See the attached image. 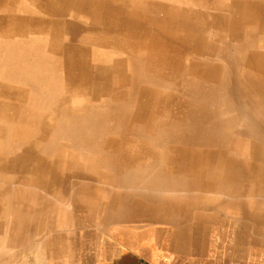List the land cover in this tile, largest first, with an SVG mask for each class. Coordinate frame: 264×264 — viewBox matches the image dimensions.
<instances>
[{
  "label": "rangeland",
  "instance_id": "374dc122",
  "mask_svg": "<svg viewBox=\"0 0 264 264\" xmlns=\"http://www.w3.org/2000/svg\"><path fill=\"white\" fill-rule=\"evenodd\" d=\"M66 1L0 0V264H132L119 260L130 252L169 257L185 252L188 243L196 245L192 249L228 244L236 255L264 264V142L257 140L256 131L243 130L247 124L264 130V122L253 123L251 113L260 101L239 87L241 77L253 69L245 59L250 53L261 55L264 79V0ZM237 2L243 20L250 22L238 33L230 26ZM213 66L216 80L215 73L207 72ZM255 87V97L262 101V88ZM210 89L214 93L206 99ZM204 99L217 106L216 126L238 117L226 134L246 147V153L239 147L233 154L236 159L243 154L249 171L207 188L201 186L210 183L206 170L216 168L210 160L203 166L191 163L200 176L186 174L179 183L202 180L197 188L151 186V181H165L158 173L172 170L167 157L175 142L187 141L199 130L194 111ZM206 147L215 153L219 145ZM219 155L230 159L225 146ZM134 172L147 176L136 178ZM161 191L189 206L160 220L161 214H149L131 202ZM200 199L212 202L192 203ZM183 230L187 239H171V233Z\"/></svg>",
  "mask_w": 264,
  "mask_h": 264
},
{
  "label": "bare ground",
  "instance_id": "6f19581e",
  "mask_svg": "<svg viewBox=\"0 0 264 264\" xmlns=\"http://www.w3.org/2000/svg\"><path fill=\"white\" fill-rule=\"evenodd\" d=\"M6 1V0H5ZM48 1V0H47ZM65 1V0H64ZM68 1V0H67ZM66 1V2H67ZM71 1V0H70ZM93 2V0H90V2ZM14 2V1H13ZM12 2V4H13V6H11V7H14V3ZM73 2H74V0H73ZM89 2V3H90ZM4 3V2H3ZM88 3V2H87ZM65 4V3H64ZM85 4V3H84ZM69 5H71V4H69ZM89 5V4H88ZM87 5V6H88ZM234 5V10H235V13H240V17H236L235 16V13H234V15H231V21H230V26H232V29H233V31H237V33L244 27V26H246V25H248V23H250V22H245L244 20H243V18H242V13H241V11H242V6H241V4H240V2H237V3H234L233 4ZM254 5V4H253ZM261 5V4H260ZM47 6V5H46ZM72 6V5H71ZM4 7V6H3ZM257 7V6H256ZM41 9V8H40ZM249 9H250V11H252L253 12V7H252V5H250L249 6ZM11 10H13L12 8H11ZM259 10V9H258ZM260 11L262 12V13H264V10L263 9H261L260 8ZM261 13V14H262ZM256 15L257 16H259L260 14H259V12L257 13L256 12ZM261 16V15H260ZM46 20V19H45ZM106 22V21H105ZM257 22V21H256ZM259 23V22H258ZM254 26V25H253ZM20 28V27H19ZM264 28V27H263ZM116 30V29H115ZM121 30V29H120ZM19 31V30H18ZM15 32V31H14ZM17 32V31H16ZM263 32V31H262ZM244 33H245V36H246V38L249 40V33L247 34V30L246 31H244ZM251 33V32H250ZM254 33V32H253ZM257 33V32H256ZM16 34V33H15ZM255 36H257V35H255ZM14 37V36H13ZM8 38V37H7ZM246 38H245V40H244V44H245V42H246ZM88 39V38H87ZM91 39V38H90ZM160 39V38H159ZM257 39V38H256ZM255 39V40H256ZM40 40H41V38H40ZM201 40V39H200ZM253 40V39H252ZM57 41H58V39H57ZM250 41V40H249ZM254 41V40H253ZM39 42V41H38ZM77 42V41H76ZM233 42H235V41H233ZM87 43V42H86ZM251 43V42H250ZM249 43V44H250ZM249 44H248V46H249ZM252 44H254V43H251L250 45H252ZM242 45V44H241ZM255 45V44H254ZM263 45V44H262ZM39 46V45H38ZM57 46V45H56ZM56 46H54L55 48V51L58 49V47H56ZM264 46V45H263ZM40 47V49H41V46H39ZM60 47V46H59ZM203 47H204V45H203ZM242 47H244V48H246L245 47V45L244 46H242ZM57 48V49H56ZM60 49V48H59ZM43 50V49H42ZM58 51V50H57ZM31 52V51H30ZM41 52V51H40ZM63 52H65V51H63ZM81 52V51H80ZM32 54V53H31ZM30 53H29V56L31 55ZM38 54H39V51H38ZM60 54H61V52H60ZM67 54V53H66ZM78 54H79V52H78ZM129 54V53H128ZM33 55V54H32ZM75 55V54H74ZM77 55V54H76ZM82 56V55H81ZM66 57V56H65ZM74 57V56H73ZM85 58H86V56H84ZM114 57V56H113ZM125 57V56H124ZM32 58V57H31ZM35 58H37V57H35ZM35 58H34V60H35ZM175 58V57H174ZM38 59V61H40L39 60V58H37ZM66 59V58H65ZM68 59V58H67ZM66 59V60H67ZM80 59V58H79ZM176 59V58H175ZM245 59L247 60V62H248V65L250 66V67H252L253 69H251L249 72H247V73H245L244 74V76L243 77H241L242 78V80H241V83H240V85H239V87H240V91L242 92V93H244L245 94V96H250V97H252V98H254V99H257L258 101H260V102H258V104L260 105L259 106V108H258V110H254V111H252V118H253V120L252 121H254L253 123H257L258 121H259V123L261 124V122H264V99L261 101V100H259V97H255V94H254V92H255V90H256V87L255 86H260L261 88H262V94L264 93V79H263V77L261 76V74L259 73V67L262 65V63H261V61H262V58H261V55L260 54H258V53H250L249 55H247L246 57H245ZM81 61H83L82 59H80ZM140 60V59H139ZM138 60V61H139ZM33 61V60H32ZM76 61H77V59H76ZM122 61V60H121ZM129 61H131V60H129ZM29 62V61H28ZM34 62V61H33ZM32 62V63H33ZM41 62V61H40ZM73 62H74V60H73ZM72 62V65L74 64ZM123 62V61H122ZM141 62V61H140ZM236 62V61H235ZM250 62V63H249ZM35 63H38L37 62V60H36V62ZM42 63V62H41ZM44 63L45 62H43V65H44ZM67 63H68V61H67ZM82 63V62H81ZM126 63V62H125ZM132 63H134V62H132ZM243 63V62H242ZM252 63V64H251ZM26 64H27V62H26ZM29 64H30V62H29ZM56 64V63H55ZM83 64V63H82ZM87 64V63H86ZM123 64V63H122ZM33 65V64H32ZM41 65V64H40ZM68 65H69V63H68ZM81 65V64H80ZM136 65V64H135ZM29 65H27V66H25V67H28ZM101 66V65H100ZM126 66V65H125ZM24 67V68H25ZM30 67V66H29ZM41 67V66H40ZM45 67H46V65H45ZM10 68V67H9ZM75 68V67H74ZM80 68H83V67H79V69ZM101 68V67H100ZM99 68V69H100ZM122 68V67H121ZM136 67H134V69H135ZM206 68V67H205ZM205 68H204V70H205ZM212 69H210V70H207V72H212V73H215V74H213L212 76L213 77H215V80L218 78V74H217V69L213 66V67H211ZM249 68V67H248ZM32 70H33V68H31ZM37 69V68H36ZM42 69H44V68H42ZM47 69V68H46ZM85 69V68H84ZM84 69H83V71H84ZM87 69V68H86ZM123 69V68H122ZM35 70V69H34ZM41 70V69H40ZM75 70V69H74ZM219 70V69H218ZM0 71H1V69H0ZM46 71V70H45ZM71 71V70H70ZM82 71V70H81ZM139 71H140V69H139ZM4 72V71H3ZM19 73L21 72V71H18ZM41 72V71H40ZM136 72V71H135ZM134 72V73H135ZM19 73H16V74H19ZM32 73V72H31ZM30 73V74H31ZM13 74V73H12ZM25 74H26V72H25ZM34 74H35V71H34ZM44 74H46V73H44ZM48 74V73H47ZM72 76H74V74L75 73H73L72 72ZM136 74V73H135ZM40 75V74H39ZM38 75V76H39ZM81 75V74H80ZM99 75H100V73H99ZM29 76V75H28ZM71 76V78H75V76L74 77H72ZM84 76V75H83ZM101 76V75H100ZM252 76H254L255 78H253ZM50 77V76H49ZM52 77V76H51ZM136 77V76H135ZM134 77V78H135ZM153 77V76H152ZM28 78V77H27ZM31 78V77H30ZM32 78H33V76H32ZM82 78H85V77H81V79ZM98 78V77H97ZM210 78V77H209ZM45 79V78H44ZM53 79V78H52ZM69 79V78H68ZM77 80H79L78 78H76ZM112 79V78H111ZM208 79V78H207ZM240 79V78H239ZM35 80H37V79H35ZM130 80V79H129ZM133 80V79H132ZM12 81H14L15 82V80H12ZM80 81V80H79ZM218 81V80H217ZM5 82V81H4ZM41 82V81H40ZM82 82H83V80H82ZM131 82V81H130ZM133 82V81H132ZM68 83V82H67ZM94 83V82H93ZM97 83H98V81H97ZM5 84H8V83H6L5 82ZM16 84V83H15ZM14 84V85H15ZM19 84H21V83H19ZM47 84V83H46ZM80 84V83H79ZM83 84V83H82ZM136 84H138V82L136 83ZM9 85V84H8ZM24 85V84H23ZM26 85V84H25ZM95 85V84H94ZM107 85V84H106ZM218 85V84H217ZM220 85V84H219ZM20 86V85H19ZM79 86V85H78ZM98 86V85H97ZM211 86V85H210ZM214 86H216V85H214ZM7 87V86H6ZM13 86H11V88H12ZM18 87V86H17ZM28 87V86H27ZM74 87V86H73ZM260 87H257V91H259L260 90ZM10 88V89H11ZM15 88V87H14ZM26 88V87H25ZM96 88H98V87H96ZM236 88V87H235ZM24 89V88H23ZM107 89V88H106ZM125 89H127V87L125 88ZM234 89V88H233ZM15 90V89H14ZM73 90V88L71 89V91ZM132 90H133V88H132ZM217 90V89H216ZM91 91V90H90ZM160 91V90H159ZM158 91V92H159ZM210 93H205L204 94V96L206 97V99H207V95L209 94V95H211V93H214V90L212 89H210ZM239 91V92H240ZM15 92H17V91H15ZM24 92V91H23ZM26 92V91H25ZM38 92V91H37ZM102 92V91H101ZM124 92H125V90H124ZM154 92H155V90H154ZM21 93V92H20ZM157 93V92H156ZM22 94V93H21ZM107 94H108V92H107ZM159 94V93H158ZM8 95V94H7ZM18 95H20V94H18ZM23 96H25L24 94H22ZM27 95V94H26ZM156 95V94H155ZM21 96V95H20ZM104 96V95H103ZM129 96H130V94H129ZM242 96V95H241ZM18 97V96H17ZM22 97V96H21ZM262 97V96H261ZM260 97V98H261ZM111 98V97H110ZM128 98V97H127ZM215 98V97H214ZM240 98V97H239ZM244 98V97H243ZM25 99V98H24ZM100 99V98H99ZM116 99H117V97H116ZM129 99V98H128ZM127 99V100H128ZM187 99V98H186ZM247 99V98H246ZM245 99V100H246ZM1 100V99H0ZM3 100V99H2ZM1 100V101H2ZM90 100V99H89ZM102 100H104V99H102ZM133 100V99H132ZM1 101H0V103H1ZM7 101H8V99H7ZM71 101V100H70ZM84 101V100H83ZM99 101V100H98ZM97 101V102H98ZM109 101H112V100H109ZM131 101V100H130ZM134 101V100H133ZM188 101V100H187ZM201 101V100H200ZM205 99H204V101H201V102H198L196 105V108H195V111H194V113H195V120H196V123L198 124V125H200V128H199V130H197L196 131V129L195 130H193V129H190V130H193V133H192V135H191V137H190V139L189 140H187V141H183V140H181V142L182 143H177V142H175V145L174 146H172L171 148H172V152H173V154H172V156H170L169 157V155H168V157H167V160H168V162H169V164H167V165H170V167L172 168V170H166V172L164 173L163 172V174L162 173H158V175L160 174V175H163V176H159L161 179H165V181H163L162 180V183H158L157 181H151V186H157V187H159V188H162L163 190L164 189H168L169 190V188H171V189H174L175 191H178V190H180L181 188H186V189H190V190H192L193 188H197L198 187V184L202 181H200L199 183H198V181L197 180H199V179H197L196 181H191L190 183H186V182H184L183 184H179L180 183V181L181 180H185L186 179V177H184V176H186V174H188V175H190V177L192 178L193 177V179H196V177L198 176H200V174L199 175H197V170H196V167L195 166H190V164L191 163H199L200 164V166H203V165H205V164H207L208 163V161H210V160H214V164L212 165V166H210V167H216V168H213V169H207L206 170V173H205V175L210 179V183H204V182H202L201 183V186H204V187H207L208 188V186H215V185H218L217 183H216V181H223V183H227L228 184V182L229 181H232L233 180V174L234 173H242V174H245L247 171H249V166L248 165H246L245 164V162H243V154H241V157L240 158H235V156H234V154L233 153H235V152H237L240 148L239 147H241V149L246 153V147L245 146H237L236 144H238L239 143V140H235L234 141V143H232L231 142V139H228V135L226 134V131H229L230 129L232 130V128H234V125H235V121H236V119L238 118V117H235V121L233 120V119H230V117H229V120H225L224 122H222L223 124H220L219 126H216V119L218 118H216L215 119V115L217 114V106L215 107V106H213V105H211L212 103H210L209 101V103H205ZM12 102V101H11ZM22 102V101H21ZM24 102V101H23ZM87 103H88V101H86ZM120 102H122V101H120ZM125 102V101H124ZM212 102H213V100H212ZM252 102V101H251ZM250 102V103H251ZM19 103V102H18ZM83 103V102H82ZM93 103V102H92ZM107 103H108V101H107ZM86 104V103H85ZM96 104V103H95ZM123 104V103H122ZM134 104V103H133ZM185 104V103H184ZM230 104V103H229ZM242 104H243V102H242ZM253 104V103H252ZM252 104H251V106H252ZM5 105V104H4ZM91 105V104H90ZM117 105V104H116ZM81 106V105H80ZM85 105H83V107H84ZM92 106V105H91ZM94 106V105H93ZM254 106V105H253ZM61 107V106H60ZM70 107H71V105H70ZM82 107V108H83ZM118 107V106H117ZM120 107V106H119ZM186 107H188V106H186ZM249 107V106H248ZM0 108H2V107H0ZM6 108V107H5ZM29 108H34L33 106L31 107H29ZM88 108V107H87ZM189 108V110H190V108L191 107H188ZM81 109V108H80ZM93 109V108H92ZM107 109V108H106ZM126 109V108H125ZM220 109V108H219ZM39 110V109H38ZM37 110V111H38ZM83 110H84V108H83ZM82 110V111H83ZM100 110H101V108H100ZM132 110V109H131ZM250 110V109H249ZM4 111V110H3ZM8 111V110H7ZM40 111H42V110H40ZM53 111V110H52ZM96 111H99V110H96ZM133 111V110H132ZM131 111V112H132ZM149 111V110H148ZM184 111H186V108H185V110ZM5 112H6V110H5ZM34 112V111H33ZM62 112V111H61ZM84 112V111H83ZM82 112V113H83ZM236 112V111H235ZM234 112V113H235ZM8 113H10V112H8ZM8 113H6L7 114V116L9 115ZM37 113V112H36ZM67 113V112H66ZM96 113V112H95ZM105 113V112H104ZM182 113V112H181ZM184 113V112H183ZM186 113V112H185ZM228 113V112H227ZM233 113V112H232ZM246 113V112H245ZM29 114V113H28ZM94 114V113H93ZM92 114V115H93ZM33 115H34V113H33ZM33 115H32V117L31 118H33ZM88 115V114H87ZM104 115H106V114H104ZM188 115H191V116H193L194 114H192L190 111H189V113H188ZM28 116V115H27ZM31 116V115H30ZM90 116V115H89ZM182 116H183V114H182ZM249 116V115H248ZM9 117H10V115H9ZM48 117H50V116H48ZM93 117V116H92ZM101 117V116H100ZM250 117V116H249ZM6 118H8V117H6ZM30 118V117H29ZM128 118H130V117H128ZM228 118V117H227ZM234 118V117H233ZM40 119V118H39ZM185 119V118H184ZM250 119H251V117H250ZM131 120V119H130ZM243 120V119H242ZM241 120V121H242ZM30 121H32L31 119H30ZM52 121V120H51ZM98 121V120H97ZM133 121V120H132ZM257 121V122H256ZM26 122H28V121H26ZM64 122V121H63ZM96 122V121H95ZM99 122V121H98ZM102 122V121H101ZM101 122H99L98 124H100ZM195 122V121H194ZM239 122V121H238ZM123 123V122H122ZM138 123V122H137ZM182 123V122H181ZM241 123V122H240ZM33 124V123H32ZM51 125L53 124V123H50ZM84 124V123H83ZM131 124V123H130ZM238 124V123H237ZM90 125V124H89ZM89 125H87V126H89ZM91 125L93 126V124H92V122H91ZM102 125V124H101ZM126 125V124H125ZM182 125V124H181ZM218 125V124H217ZM74 126V125H73ZM81 126V125H80ZM79 126V127H80ZM92 126H90V127H92ZM96 126V125H95ZM95 126H94V128H95ZM129 126V125H128ZM135 126V125H134ZM148 126V125H147ZM146 126V127H147ZM195 126V125H194ZM264 126V125H263ZM78 127V128H79ZM97 127V126H96ZM153 127V126H152ZM185 127V126H184ZM193 127V126H192ZM245 127V126H244ZM78 128H76V129H78ZM88 128V127H87ZM92 129V130H95V129ZM125 128V127H124ZM123 128V129H124ZM131 128V127H130ZM180 128V127H179ZM260 128V129H259ZM85 129V128H84ZM113 129V128H112ZM149 129V128H148ZM163 130H166V129H164V128H162ZM182 129H183V127H182ZM91 130V131H92ZM97 130H98V128H97ZM126 130V129H125ZM146 130V129H145ZM225 130V131H224ZM243 130H246L245 131V133H252V132H254V131H256V138H258L257 140H259V141H263L264 142V140H262L263 139V137H260L261 135L259 134L260 133V131H262L263 129H261V127H259L258 126V124L257 125H255V126H253V127H251V125H248L247 124V128H245V129H243ZM85 131V130H84ZM180 131H181V129H180ZM264 131V130H263ZM111 132V131H110ZM120 132V131H119ZM141 132H143V131H141ZM151 132V131H150ZM63 133V132H62ZM186 133V132H185ZM244 132L243 133H241V135H244L245 134ZM42 134V133H41ZM68 134V133H67ZM66 134V135H67ZM108 134V133H107ZM144 134V133H143ZM174 134L176 135V136H178V135H180L179 133H177L176 131H174ZM59 135H60V133H59ZM83 135V134H82ZM91 135V134H90ZM102 135V134H101ZM246 135V134H245ZM113 136H115V135H113ZM133 136V135H132ZM152 136V135H151ZM64 137V136H63ZM73 137V136H72ZM81 136H79V138H80ZM99 137H101V136H99ZM106 137V136H105ZM118 137V136H117ZM136 137V136H135ZM154 137V136H153ZM260 137V138H259ZM62 138V137H61ZM60 138V139H61ZM90 138V137H89ZM92 138H93V136H92ZM147 138V137H146ZM242 139V138H241ZM47 140V139H46ZM84 140V142H85V140L86 139H83ZM233 140V139H232ZM75 141V140H74ZM82 141V140H81ZM184 142V143H183ZM24 143V142H23ZM45 143V142H44ZM89 143V142H88ZM91 143H93V142H91ZM96 143H97V141H96ZM99 143V142H98ZM123 143H124V141H123ZM45 144H47V143H45ZM155 144H157V143H155ZM56 145V144H55ZM208 145H219V148H218V151H216L215 153H213V152H211L210 150H209V147H206V146H208ZM43 146V145H42ZM123 146V145H122ZM223 146H225L226 148H228V150H229V152H230V159H229V157H226V158H222L220 155H219V153H220V151H221V149H222V147ZM24 148V147H23ZM27 148V147H26ZM99 149H100V147H98ZM133 148V147H132ZM3 149V148H2ZM43 148L41 147V150H42ZM25 150V149H24ZM27 150V149H26ZM17 151V150H16ZM23 151V150H22ZM46 151V150H45ZM121 151V150H120ZM154 151V150H153ZM152 151V152H153ZM169 151H171V150H169ZM0 152H2V151H0ZM47 152V151H46ZM46 152L44 153V154H46ZM41 153H43V152H41ZM82 153V152H81ZM111 153V152H110ZM97 154V153H96ZM122 154V153H121ZM128 154V153H127ZM159 154V153H158ZM166 154V153H165ZM3 155H4V153H3ZM17 155V154H16ZM62 155V154H61ZM84 155V154H83ZM105 155V154H104ZM7 157V156H6ZM96 157V156H95ZM107 157L108 156H106V159H107ZM109 157H111V156H109ZM108 157V158H109ZM149 157V156H148ZM158 157V156H157ZM166 157V156H165ZM17 158H18V156H17ZM92 158V157H91ZM102 158H104V157H102ZM15 159H16V157H15ZM78 159V158H77ZM105 159V160H106ZM150 158H148V160H149ZM162 159V158H161ZM166 159V158H165ZM76 160V159H75ZM92 160V159H91ZM100 160V159H99ZM102 160V159H101ZM109 160V159H108ZM153 160V159H152ZM151 160V161H152ZM154 160H157V159H155L154 158ZM72 161V160H71ZM80 161H83V158H82V160H80ZM107 161V160H106ZM113 161V160H112ZM150 161V162H151ZM15 162H16V160H15ZM89 162V161H88ZM82 163V162H81ZM80 163V164H81ZM83 163H84V161H83ZM96 163V162H95ZM3 165H4V163H2ZM24 164V163H23ZM63 164V163H62ZM78 164H79V162H78ZM91 164V163H90ZM262 164V163H261ZM3 165H2V167H3ZM25 165V164H24ZM26 165H27V163H26ZM83 165V164H82ZM259 165V164H258ZM23 166V165H22ZM41 167L43 166V165H40ZM86 166V165H85ZM18 167H19V164H18ZM38 167V166H37ZM23 168V167H22ZM29 168V166L26 168L25 167V171H28V170H26V169H28ZM44 168V167H43ZM97 168V167H96ZM107 168H109V166H107ZM107 168H105L104 170L105 171H109L110 169H107ZM127 168V167H126ZM125 168V169H126ZM199 168V167H198ZM233 168V169H232ZM38 169H40V168H38ZM98 169V168H97ZM169 169V168H168ZM222 169V170H221ZM232 169V170H231ZM42 170H44V169H42ZM66 170V169H65ZM79 170V169H78ZM89 170V169H88ZM92 170V169H91ZM95 170V169H94ZM101 170V169H100ZM131 170V169H130ZM41 171V170H40ZM64 171V170H63ZM68 171V170H67ZM74 171H76V170H74ZM125 171V170H124ZM134 171H136V170H134ZM168 171V172H167ZM57 172V171H56ZM81 172V171H80ZM79 172V173H80ZM84 172V171H83ZM133 172V171H132ZM131 172V173H132ZM25 173H27V172H25ZM41 173V172H40ZM135 173V172H134ZM39 174V173H38ZM53 174V173H52ZM66 174H67V172H66ZM145 174V173H144ZM143 174V172L141 173V172H136L135 174H134V177H136V178H140V177H142V176H147V175H144ZM257 174V173H256ZM49 175H51V174H49ZM99 175H101V174H99ZM99 175H97V176H99ZM149 175V174H148ZM157 174H153V175H149L150 176V179L151 180H157L158 178V176H156ZM39 176V175H38ZM42 176V175H41ZM54 176V175H53ZM77 176V175H76ZM102 176V175H101ZM100 176V177H101ZM59 178H60V176H58ZM65 177V176H64ZM72 177V176H71ZM109 177V176H108ZM119 177V176H118ZM189 177V176H188ZM39 178V177H38ZM50 178V177H49ZM83 178V177H82ZM92 178V177H91ZM103 178V177H102ZM113 178L114 177H112V181H113ZM117 178V177H116ZM133 178V177H132ZM132 178H130V180H132ZM36 179V178H35ZM51 179V178H50ZM50 179H48V180H50ZM88 179H89V177H88ZM123 179V178H122ZM201 179V178H200ZM30 180V179H29ZM55 180V179H54ZM70 180V179H69ZM77 180H79V178L77 179ZM76 180V181H77ZM107 180V179H106ZM264 180V179H263ZM28 181V180H27ZM34 182V181H33ZM49 182H52L51 180L49 181ZM106 182V181H105ZM109 182H111V181H109ZM108 182V183H109ZM117 182V181H116ZM126 182V181H125ZM213 182H215L214 184H212ZM76 183V182H75ZM85 183V182H84ZM113 183V182H112ZM127 183H128V181H127ZM132 183H133V181H132ZM131 183V185L128 183V185L129 186H132L133 184ZM233 183V182H232ZM49 184V183H48ZM77 184V183H76ZM125 184V183H124ZM142 184V183H141ZM260 184V183H259ZM58 185V184H57ZM66 185V184H65ZM87 185V184H86ZM123 185V184H122ZM183 185V186H182ZM63 186H64V183H63ZM68 186V185H67ZM85 186V185H84ZM124 186V185H123ZM77 187H78V185H77ZM119 187H120V185H119ZM46 188V187H45ZM62 188V187H61ZM79 188H80V186H79ZM115 188V187H114ZM84 189V187L82 188V190ZM121 189V188H120ZM131 189V188H130ZM52 190V189H51ZM80 190V189H79ZM81 190V191H82ZM85 190V189H84ZM70 191V190H69ZM111 191V190H110ZM232 191V190H231ZM230 191V192H231ZM84 192V191H83ZM113 192V191H112ZM166 192H168V191H161V193L162 194H151V195H147V197L148 198H146L145 200L143 199V200H135V199H133L131 202H133L135 205H136V202H137V204H139L141 207H144L145 209H144V212H149V214L150 213H155V214H161V215H159V217H161L160 218V220H164L165 218L167 219V218H169L171 215H170V213L171 212H174L175 213V211L176 212H178V211H183L184 210V204H186L187 205V203H185L184 201H180V199H176V196L174 197V195L173 196H168L167 195V197H165V193ZM49 193H50V191H49ZM58 193V192H57ZM111 194V193H110ZM163 194H165V195H163ZM232 194V193H231ZM230 194V195H231ZM49 195V194H48ZM51 195V194H50ZM58 195V194H57ZM114 195V194H113ZM171 195V194H170ZM229 195V194H228ZM34 196V195H33ZM32 196V197H33ZM63 196V195H62ZM181 196V195H180ZM17 197V196H16ZM51 197V196H50ZM65 196H63V198H64ZM88 197V196H87ZM182 197V196H181ZM54 198V197H53ZM56 198V197H55ZM60 198H61V196H60ZM32 199H34V198H32ZM31 199V200H32ZM56 200V199H55ZM62 200V199H61ZM66 200V199H65ZM114 200V199H113ZM33 201H35V200H33ZM206 201H209V202H212V200H210V199H200V201H195V202H193L192 201V203H203V204H205V202ZM50 202V201H49ZM67 202H69V201H67ZM67 202H65V203H67ZM115 202H116V200H115ZM28 203V202H27ZM26 203V204H27ZM114 203V202H113ZM110 204V203H109ZM259 204V203H258ZM20 205H21V203H20ZM68 205H70V204H68ZM187 206H189V205H187ZM69 208H70V206H68ZM115 207V206H114ZM25 208V207H24ZM66 208V207H65ZM76 208H78V206L76 207ZM106 208H108V207H106ZM112 208V207H111ZM201 208H203V207H201ZM18 209V208H17ZM149 209V210H148ZM258 209V208H257ZM256 209V210H257ZM33 210V209H32ZM94 210V209H93ZM212 210V209H211ZM262 210V209H261ZM264 210V209H263ZM24 211V210H23ZM72 211V210H71ZM130 211V210H129ZM17 212V211H16ZM256 212V211H255ZM14 214V213H13ZM16 214V213H15ZM67 214V213H66ZM74 214V213H73ZM115 214V213H114ZM133 213L131 212V215H132ZM136 214V213H135ZM144 214H146V213H144ZM17 215V214H16ZM143 215V214H142ZM170 215V216H169ZM32 216V215H31ZM128 216V215H127ZM133 216V215H132ZM139 217H140V214L138 215ZM156 216V215H155ZM154 216V217H155ZM169 216V217H168ZM192 216V215H191ZM113 217H114V215H113ZM22 218V217H21ZM39 218H40V214H39ZM44 219H45V216H44ZM21 220V219H20ZM26 220H27V218H26ZM26 220H24V221H26ZM39 220V219H38ZM43 220V219H42ZM130 220H131V218H130ZM154 220V219H153ZM159 220V221H160ZM170 220H172L171 218H170ZM169 220V221H170ZM10 221V220H9ZM40 221V220H39ZM20 222V221H19ZM30 222V221H29ZM122 222V221H121ZM39 223V222H38ZM72 223V222H71ZM106 223V222H105ZM109 223V222H108ZM27 224V223H26ZM40 224V223H39ZM85 224V223H84ZM104 224V223H103ZM260 224H262V225H264V222H262V223H260ZM20 225V224H19ZM44 225V224H43ZM80 225V224H79ZM34 226H35V224H34ZM81 226H83L82 224H81ZM87 226V225H86ZM22 227V226H21ZM44 227V226H43ZM23 228V227H22ZM21 228V229H22ZM35 228H36V226H35ZM34 228V229H35ZM18 230H19V228H18ZM24 230H25V228H24ZM106 231V230H105ZM30 232H31V230H30ZM22 233V232H21ZM32 233V232H31ZM106 233V232H105ZM21 235V234H20ZM77 239V238H76ZM75 239V240H76ZM171 239H174V241H176V242H180V241H184L185 239H187L186 238V234H185V231L183 230V231H174L173 233H171ZM6 240V239H5ZM76 244V243H75ZM33 245H34V243H33ZM42 248V247H41ZM168 248V247H167ZM1 249V248H0ZM37 250V249H36ZM38 250H40V249H38ZM8 251H10V250H8ZM5 254V253H4ZM41 255V254H40ZM12 258V257H11ZM153 259H154V256L152 257ZM42 260V259H41ZM152 260V259H151ZM45 261V260H44ZM39 262V261H38ZM36 263V262H35Z\"/></svg>",
  "mask_w": 264,
  "mask_h": 264
},
{
  "label": "crops",
  "instance_id": "0c3cea01",
  "mask_svg": "<svg viewBox=\"0 0 264 264\" xmlns=\"http://www.w3.org/2000/svg\"><path fill=\"white\" fill-rule=\"evenodd\" d=\"M193 245L196 246L195 244L188 243L186 246L189 248H186L185 252H180L169 257L154 254L144 257L139 253L130 252L126 254L124 260L119 261H131L132 264H254V259L251 256L236 255L234 246L231 247L228 244H223L217 248L209 244V248H203V246L207 245L205 243L200 249H192ZM153 256L154 259L152 258Z\"/></svg>",
  "mask_w": 264,
  "mask_h": 264
}]
</instances>
